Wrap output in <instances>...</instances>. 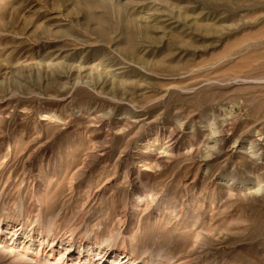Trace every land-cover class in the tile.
<instances>
[{
	"label": "rangeland",
	"instance_id": "1",
	"mask_svg": "<svg viewBox=\"0 0 264 264\" xmlns=\"http://www.w3.org/2000/svg\"><path fill=\"white\" fill-rule=\"evenodd\" d=\"M0 264H264V0H0Z\"/></svg>",
	"mask_w": 264,
	"mask_h": 264
},
{
	"label": "bare ground",
	"instance_id": "2",
	"mask_svg": "<svg viewBox=\"0 0 264 264\" xmlns=\"http://www.w3.org/2000/svg\"><path fill=\"white\" fill-rule=\"evenodd\" d=\"M79 261V260H78Z\"/></svg>",
	"mask_w": 264,
	"mask_h": 264
}]
</instances>
